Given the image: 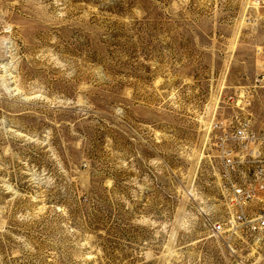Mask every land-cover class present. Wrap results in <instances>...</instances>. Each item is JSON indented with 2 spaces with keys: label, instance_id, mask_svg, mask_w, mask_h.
<instances>
[{
  "label": "rangeland",
  "instance_id": "1",
  "mask_svg": "<svg viewBox=\"0 0 264 264\" xmlns=\"http://www.w3.org/2000/svg\"><path fill=\"white\" fill-rule=\"evenodd\" d=\"M261 47L251 0H0V264H264L213 127L264 126Z\"/></svg>",
  "mask_w": 264,
  "mask_h": 264
},
{
  "label": "built area",
  "instance_id": "2",
  "mask_svg": "<svg viewBox=\"0 0 264 264\" xmlns=\"http://www.w3.org/2000/svg\"><path fill=\"white\" fill-rule=\"evenodd\" d=\"M264 9V0H251ZM255 87L264 88V47L259 51ZM220 160L222 203L232 222L248 231L264 229V126L254 129L251 120L232 117L214 124ZM224 229V222L211 223L212 233Z\"/></svg>",
  "mask_w": 264,
  "mask_h": 264
}]
</instances>
